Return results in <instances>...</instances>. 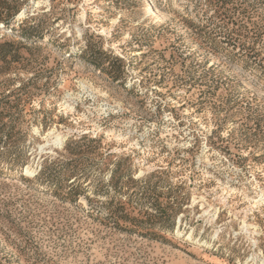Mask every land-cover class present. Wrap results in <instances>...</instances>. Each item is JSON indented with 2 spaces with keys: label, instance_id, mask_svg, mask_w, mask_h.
I'll return each mask as SVG.
<instances>
[{
  "label": "rangeland",
  "instance_id": "374dc122",
  "mask_svg": "<svg viewBox=\"0 0 264 264\" xmlns=\"http://www.w3.org/2000/svg\"><path fill=\"white\" fill-rule=\"evenodd\" d=\"M0 264H264V0H0Z\"/></svg>",
  "mask_w": 264,
  "mask_h": 264
}]
</instances>
